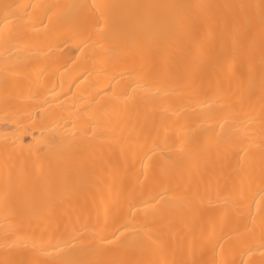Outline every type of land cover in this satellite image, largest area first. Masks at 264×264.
I'll list each match as a JSON object with an SVG mask.
<instances>
[{
  "label": "bare ground",
  "instance_id": "6f19581e",
  "mask_svg": "<svg viewBox=\"0 0 264 264\" xmlns=\"http://www.w3.org/2000/svg\"><path fill=\"white\" fill-rule=\"evenodd\" d=\"M0 264H264V0H0Z\"/></svg>",
  "mask_w": 264,
  "mask_h": 264
}]
</instances>
